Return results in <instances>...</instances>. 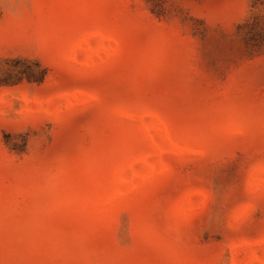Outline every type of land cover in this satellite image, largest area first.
<instances>
[{"label": "rangeland", "instance_id": "374dc122", "mask_svg": "<svg viewBox=\"0 0 264 264\" xmlns=\"http://www.w3.org/2000/svg\"><path fill=\"white\" fill-rule=\"evenodd\" d=\"M0 264H264V0H0Z\"/></svg>", "mask_w": 264, "mask_h": 264}]
</instances>
